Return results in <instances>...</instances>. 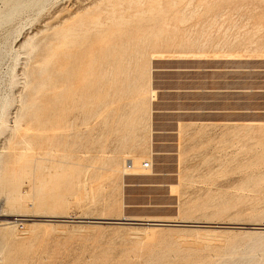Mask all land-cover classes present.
Listing matches in <instances>:
<instances>
[{"label": "rangeland", "instance_id": "1", "mask_svg": "<svg viewBox=\"0 0 264 264\" xmlns=\"http://www.w3.org/2000/svg\"><path fill=\"white\" fill-rule=\"evenodd\" d=\"M70 1L48 0L40 12L38 8L24 10L0 26V124L13 122L19 95L27 86L21 70L46 54L50 25L58 21L54 15H63L61 8ZM162 1L167 24L147 10L142 13L140 5L128 9L131 19L122 26L124 46L132 50L139 42L135 36L140 35L162 38L161 43L166 44L149 47L150 52L160 51L150 61L146 57L151 53L144 57L147 68L142 73L132 65L138 60L135 54L125 53L122 62L132 63L118 72V100L103 110L92 95L86 100L93 109L85 104L83 119L70 116V122L74 120L71 127L48 131L51 138H34L26 149L19 145L16 152H39L49 160L44 161L47 170L37 169L32 179L22 183V193L31 195L26 203L9 205L8 188L0 187V264H6L8 256H15L16 264H197L175 254L148 262L152 238L160 235L183 248L200 249L207 264L240 263L250 257V250L263 259L259 243L264 229L253 227L264 225V0H191L193 4L177 0L176 7L170 0ZM155 4L156 0H149L145 9L157 7ZM3 7L0 0V9ZM182 12L191 14L188 20L192 23L179 24ZM127 36L132 37L131 42ZM26 40L24 48L21 44ZM94 85L88 92L97 93ZM149 88L153 89L150 93ZM62 101L54 111L66 106ZM7 135L0 126V167L15 153L14 146L6 147ZM145 161L151 167H145ZM72 170L80 171L81 180L66 185L61 174ZM58 196L62 200L57 201ZM38 199H43L42 205ZM98 218L138 223H107ZM187 240L189 245H185ZM231 240L236 245L234 253H217L216 249Z\"/></svg>", "mask_w": 264, "mask_h": 264}, {"label": "bare ground", "instance_id": "2", "mask_svg": "<svg viewBox=\"0 0 264 264\" xmlns=\"http://www.w3.org/2000/svg\"><path fill=\"white\" fill-rule=\"evenodd\" d=\"M1 1L3 2L4 7L2 9H0V26L3 23H6V22L10 21L11 19H13L15 16L19 15L24 10L32 9V8H38V11L40 12L41 10L44 9L45 4L48 2V0H1ZM86 1H88L89 3H87ZM147 1H149V0H72L65 7L61 8V10L64 11L63 15H62V13L58 14V12H57V15H54L55 17H57L58 21H56V23H52L50 25V28H49V29H51V32H50V34L48 33L49 35L47 37L48 39L46 42V43H48V45L46 44V46H48V47H47V50L45 52L46 53L45 55H47V57H45L44 54L38 55L37 57L35 56L36 59L34 61V64H29L32 66H29L30 68L28 67L27 70L25 68L26 72H25V70H21V71H24L23 73H25V78H26V83H27L25 85H27V86L25 88H23L25 90L23 91V93L21 95H19L20 99H18V100L20 101L19 102L20 106H18L17 109L14 111L15 116L13 115L14 119H13L12 123L10 122L11 124H9L7 121L1 122V124H0L1 127L4 126L5 130H7V133H8V135H7V146L6 147H11V146L15 147V151H14L15 153L12 156V158H10L9 160H3L1 162V167H0V187L4 186V187L8 188L7 189L8 190L7 201L9 203V205H17L19 203L24 204V202L31 195L28 196V194H26L25 192H24L25 194L22 193V191H21L22 183L25 181V179L31 178V175H33V173L37 169L41 170L42 167H45V169H46L47 166L45 165L44 161L49 160V158L46 156H43V154L41 156H39V152L38 153L36 152L33 155L26 153L27 150L26 151L24 150V152L23 151L22 152H16L19 145H23V147L26 149V146L29 147L31 142L34 141V138L38 139L42 136H45L47 139H49L51 137L49 135L47 136L48 131H50L51 133H56L62 127H65V126L71 127L74 123V120L83 119L82 118V116H84L83 115V112H84L83 106L85 104L88 106H90V104L92 105V103L88 104V102L86 100L87 98L92 97V95H94V98H97V102H96V104L95 103L94 104L97 105V107L99 109L103 108L104 106L107 107L109 104L114 103L116 100H118V99L115 100V97L118 98V96L121 95V93L119 92V90L117 88L118 82H119L118 74L122 73L120 71L124 66H126L127 64L131 65L130 63H132L131 60H127V63L124 64L122 62V58L124 56L126 57L129 53H134L136 56L135 59L138 58V60L135 62V59L132 57V59H133L132 61L135 62V64L132 63V65L136 68L135 70L137 72L142 73V70L143 69L145 70L147 68L146 66H144L145 65L144 63H147L144 61V57H146L149 53H151V55L149 57H146L147 59L149 58L148 61H150L152 59V57H154L158 53V51H160V49H159V50H152L150 52L149 47L152 48L155 45V46L161 48V47L165 46L164 44H166V43H164L163 41H162V43H164V44L161 43L162 38H160V40H159L158 37L151 35L155 31H153V33L150 34L151 36H148L147 38H146V36H141L139 34L140 32L138 33L140 35L138 37L133 34L132 36H135L136 37L135 40L138 39L139 42L136 43V41L135 42L133 41V43H136V44L132 45L133 46L132 50H130L128 48L130 46L126 47V46H124L123 42L121 43V41H125L122 38V36H123L122 34H123V30H124L122 28V26L129 23V19H131L129 17L130 11L128 13L129 16L127 15V12H128V9L132 8L134 4L141 6L142 13H146V10H147V11H149V12H147V14L150 13L151 15H156V18H154V19H156L158 21H162L163 24L166 22L167 16L165 13L167 12V10L165 9V7L163 5V1L162 0H156L155 5H157V7L153 6L150 9H145ZM189 1L191 2V0H189ZM177 2H178L177 0H170L168 3H170L172 6L176 7ZM190 2L188 3L189 5H190ZM192 4H191V6H192ZM181 5H183V4H181ZM189 5H188V7H189ZM188 9L189 8H187V11H188ZM193 9H195V7ZM138 10H140V8H137L136 11H138ZM227 10L229 11V9H227ZM57 11L60 12L59 9ZM193 11L194 10H192V12ZM199 12H198V14H199ZM206 12H208V11H206ZM229 12H231V11H229ZM229 12H227V13H229ZM235 12H237V10L234 11V14H235ZM244 12H246V11H244ZM193 13H195V12H193ZM227 13H226V15H227ZM133 14H134V12H133ZM169 14H171V13H169ZM234 14H232V15H234ZM203 15L206 16V13ZM228 15H231V14H228ZM52 16H51V18H52ZM133 16L134 15H132V17ZM141 16H143V15H140V17ZM189 16H191V14ZM189 16H188V12H185V13L182 12L181 15L179 16V19L181 20L179 24H181V22H184L185 20H186V22L189 21L190 20V19L188 20ZM197 16L195 18L196 20H197ZM143 17H145V16H143ZM203 18H205V17H203ZM231 18L233 19V17H231ZM133 19H139V18L133 17ZM150 19H152V18H150ZM191 20L189 23H192ZM216 20H217V18H216ZM223 20H225V19H223ZM135 21H137V20H135ZM213 21H214V19H213ZM219 21L221 22L222 20L220 19ZM227 21L229 22L228 19H227ZM132 22H134V21H132ZM213 23L216 24V22H213ZM213 23H211V24H213ZM158 24H156V25H158ZM160 24H161V22H160ZM160 24H159V26H162ZM165 24H167V23H165ZM226 24H225V26L227 27ZM144 25L147 27H150V26L153 27L154 26V24L153 25L144 24ZM144 25H142V26H144ZM182 25H184V24H182ZM228 25H229V23H228ZM128 26H130V25H128ZM136 26L137 25H134L133 27L135 28ZM165 26L166 25H164V27ZM207 27H209V26H207ZM226 27H224V28H226ZM153 28H155V26ZM153 28H151V29H153ZM156 28H158V26ZM167 28L169 29L170 27H167ZM210 28H208V30ZM125 29H128V28H125ZM138 29H139V27H138ZM142 29H143V27H142ZM172 29H173V26H172ZM133 30L135 31V29H133ZM148 30H150V29H148ZM174 30H175V27H174ZM147 32H149V31H147ZM218 32H217V34H218ZM142 33L145 34V32H141V34ZM208 33H210V32H208ZM167 34H168V32H167ZM211 34H209V35H211ZM124 35H127V33ZM166 35H164V36H166ZM169 35H171V34H169ZM205 35H207V34H205ZM233 35H236V34L234 33ZM129 36H127V40L129 38V41L131 42L132 37H129ZM168 36H166L167 37L166 41H168V39H169ZM213 36L211 37V39L213 38ZM230 36H232V35H230ZM207 37H209V36L207 35ZM225 38H227V37H225ZM232 38L233 37H231V39ZM24 39H25V37H24ZM30 40H31V38H30ZM220 40H221V38H220ZM33 41L37 42L35 40H33ZM222 41H225V40H222ZM26 42H27V40L24 41L21 44V46L26 48L24 46L26 44ZM43 42H44V40H43ZM118 42H120L121 45L118 46V44H119ZM174 42H175V40L171 41V43H174ZM95 43L98 44L97 48H95ZM208 43H209V41H208ZM215 43H217V42H215ZM44 44H45V42H44ZM131 44L132 43H130V45ZM202 44H203V42H202ZM191 45L192 44H190V46ZM199 45H200V43H199ZM38 46H39V44H38ZM208 46H209V44H208ZM210 46H212V45H210ZM33 47H34V45H33ZM213 47H214V45H213ZM203 48H205V47H203ZM29 49H32V48H29ZM34 49H36V47ZM164 49L168 50L169 48L167 46V48L164 47ZM30 52L32 53V52H34V50L33 51L31 50ZM30 52H29V54H30ZM183 52L185 53L186 51L183 50ZM125 53H127V55ZM176 53L179 54V51H177ZM36 54H34V55H36ZM134 54H132V55H134ZM170 54H172V53H170ZM189 54H192L191 51L189 52ZM132 55H130V56H132ZM193 55H194V53H193ZM32 59L34 60V58H32ZM129 59H130V57H129ZM141 60H142V63L140 62ZM144 67H146V68H144ZM95 69H96V74H95ZM128 69H129V67H128ZM128 69H127V71H128ZM132 71H134V70H132ZM137 72L134 71L135 75H138V74H136ZM126 74L131 75L130 73L129 74L126 73ZM35 75L38 76V79L33 80ZM93 76L96 77L95 80L93 79V78H95ZM124 77H125V75H124ZM126 77H128V76H126ZM25 78H24V80H25ZM125 82H127V81H125ZM93 83L95 85L97 84V86H98V87H95V85H94V87L96 88L95 91L98 90L97 93L95 92L94 94L92 91L88 92L90 86L93 87L92 86ZM122 83H119V84H122ZM130 83H132V82H130ZM214 84H216V83H214ZM215 88H217V87H215ZM150 90H153V89L149 88V93L151 92ZM217 90H219V89H217ZM199 92H201V91H199ZM143 93H145V92H143ZM151 94L153 95V93H151ZM44 96H46V99ZM217 96H218V94H217ZM62 100H64L66 102V106L64 108H60L59 112H57L58 109H57V111H54L55 107L59 108L58 105H60L61 102H63ZM90 100H92V99H90ZM90 100H89V102H93ZM141 100H142V98H141ZM90 108H91V106H90ZM105 108H103V110ZM92 109L93 108H91V110ZM82 110H83V112H82ZM113 110H115V109H113ZM40 111H42V112L38 114V112H40ZM87 111H88V109H87ZM108 113H110V111ZM108 113H107V115H108ZM112 113H115V112L112 111ZM29 114H32V116L26 121L25 117L28 116ZM86 114H89V113H86ZM107 115L105 117H107ZM116 115L118 116V113ZM70 116H72L74 119L71 122H70V119H71ZM85 116H87V115H85ZM88 116H90V115H88ZM51 117H53V118L51 119ZM108 117H110V119H111L110 114ZM36 118L38 119L37 124L33 125V123H31V122H32V120H35ZM85 119L89 120L88 117L84 118V120ZM102 120L107 122V120H105L104 118ZM137 120L138 119L135 120L136 121V122H134L135 124L137 123ZM144 122H146V121H144ZM260 127L262 128V126H260ZM32 130H36V133H33ZM262 131H264L263 128H262ZM39 144H41V143H39ZM45 154H49V152L46 151ZM49 170H50V167H49ZM55 172H57V170ZM72 172H73V170L69 173L65 171L63 174H61V177L68 181V184L65 183L66 185H70L69 181H71L72 182L71 185H73L74 181H77L79 179L81 180L80 171L76 170L73 173ZM48 174H51V172L49 171ZM52 176H54V175H52ZM49 177L50 176L48 175V178ZM42 179H44V178L42 177ZM80 180L78 182H80ZM43 181H45V180H43ZM43 184H44V182H43ZM38 185H36V187ZM34 186H35V184H34ZM60 186H61V184H60ZM80 186H82V185H80ZM77 187H78V185H77ZM43 188H45V187H43ZM72 188L74 190V187H72ZM45 189H47V188H45ZM71 191H72V189L70 190V193L73 194V192H71ZM38 192H39V188H38ZM39 194H41V192ZM58 194L59 193H57V195ZM42 195H44V194H42ZM59 196H60V194H59ZM59 196L57 197V201H58V199H60ZM61 196L63 197L64 195H61ZM50 197H51V195H50ZM39 198H40V195H39ZM43 199H41V200L38 199V200H40L39 203H41V205H42L41 201ZM52 199H53V197H52ZM63 199H65V198H63ZM60 200H62V198ZM35 201H36V199H35ZM66 201H64V202L61 201V202L65 203ZM50 203H52V202H50ZM53 205H55V204H53ZM62 205H64V204H62ZM98 219H100V220H97L99 222L110 223L109 221H106V220H110L112 218H98ZM154 220L160 221L157 223H166L164 221H167L165 219H154ZM122 223H126V222H122ZM133 223H138V222H133ZM119 224H121V223H119ZM253 228H257V229L263 228L264 229V225L254 226ZM260 236H264V235H260ZM197 237H199V236H197ZM197 237H195V240ZM152 239H153L152 243L148 249V258H147L148 262H150V263L157 261L158 259H161L162 257H166V256L171 255V254L181 255L183 258H187L186 260L187 261L189 260L190 263L191 262H195L197 264H207L208 263L207 259H205L206 256L203 255V253L201 252L200 249L183 248V247L178 246L176 244L170 243L168 241V239L165 238V236H161V235L158 237H153ZM182 240H184V238ZM195 240H193V241H195ZM197 240L199 242L201 241L199 239H197ZM196 241L191 242V243L192 244L196 243ZM203 241H206V240L204 239ZM215 241H216V239H215ZM215 241L213 240V242H215ZM260 241H262V242L259 243V246H261L262 250H264V239H260ZM187 242H189V243H187L185 245L190 244V241L187 240ZM209 243L211 244L212 241L210 242V240H209ZM197 244H199V243H197ZM202 244H203V242H202ZM206 244H208V243H206ZM235 248H236L235 241L231 240V241H228L226 244H224V246L222 248L216 249V251H217V253H221L220 251H223V250L225 252L228 251L229 253H234ZM254 252L255 251L250 250L249 253L247 254V256H250L249 258H247L246 260H244L243 262H240V263L233 262V264H264V256H263V259L256 258V255ZM6 264H16L15 256H8ZM217 264H228V263L222 262V263H217Z\"/></svg>", "mask_w": 264, "mask_h": 264}, {"label": "water", "instance_id": "3", "mask_svg": "<svg viewBox=\"0 0 264 264\" xmlns=\"http://www.w3.org/2000/svg\"><path fill=\"white\" fill-rule=\"evenodd\" d=\"M109 222H126V223H133L136 222V220H106Z\"/></svg>", "mask_w": 264, "mask_h": 264}, {"label": "built area", "instance_id": "4", "mask_svg": "<svg viewBox=\"0 0 264 264\" xmlns=\"http://www.w3.org/2000/svg\"><path fill=\"white\" fill-rule=\"evenodd\" d=\"M144 166L149 168V167H151V163L149 161H145L144 162Z\"/></svg>", "mask_w": 264, "mask_h": 264}]
</instances>
